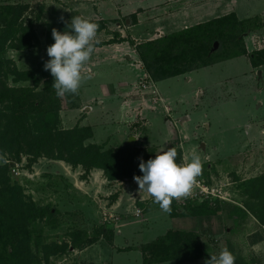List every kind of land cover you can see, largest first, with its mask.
Returning a JSON list of instances; mask_svg holds the SVG:
<instances>
[{"label": "rangeland", "instance_id": "1", "mask_svg": "<svg viewBox=\"0 0 264 264\" xmlns=\"http://www.w3.org/2000/svg\"><path fill=\"white\" fill-rule=\"evenodd\" d=\"M6 1L26 6L22 20L34 26L42 43L27 49L7 50L5 57L11 59L12 66L16 65L20 70L32 69L41 61L49 59L47 24L70 22L73 16L89 18L99 25L98 21L102 20L96 19L102 13L107 24L102 30L98 28L97 38L106 43L103 45H107L113 38L118 39L113 31L124 38H132L131 31L127 30L125 24L130 13L126 12L119 19L116 18L119 9L124 12L123 7L128 5L129 8L131 4L135 9L148 4L150 8L147 10L153 12L145 15L142 24L132 30L138 38H157L163 33L177 31L186 24L193 25L222 14L227 15L231 10H236L241 19L260 15L262 19L264 15V0H134V3H129L128 0ZM228 2L230 11L226 8ZM209 8V13H203ZM130 19L133 20L131 17ZM117 21H120L121 27H118ZM245 43L249 53L264 48V28L248 31ZM108 44L107 50L98 49L100 46L95 48L93 56L82 70L83 80L78 92L62 97L61 125L65 129L82 126L84 123L94 125L95 139L106 148H124L120 149V156L124 162H129L132 154L126 148L131 144H116L119 135L130 133L138 137V144L136 141L132 146L145 150L148 160L170 147L180 150L182 139L174 131L172 121L181 124L185 118H191L188 124V137L191 139L186 142L185 148L187 159H190L193 152L200 155V177L205 178L217 191L204 199L187 195L175 200L180 211L186 210L184 205L190 200H208L214 208L218 207V212L211 215L172 217L166 212L152 211L148 213V222H136L124 227L133 218L127 216L123 208H117V212H113L112 208L107 207L118 192L111 191L112 194H109L110 190L106 189V196L97 192L91 181L92 170L86 175L82 166L73 167L63 160L35 156L17 149L3 151L1 148L0 166H8L10 183L20 187L22 196L24 194L32 198L37 206L50 210L44 218L32 221L34 239L30 251L36 260L34 264H146L142 246L156 240L174 226L177 227L174 229L194 231L202 235L205 255L191 264H204L206 259H210V254H219L224 248L234 254L240 261L239 264H264V223L260 218L264 216V140L261 142L259 137L253 136V130L251 134H246L247 126L253 124L255 127L254 123L264 128V68L253 67L249 55H241L220 60L188 77L181 75L158 81V90L169 104L164 113L160 110L162 96L157 94L152 85L154 83L146 72L148 76L135 83L136 88L129 94L117 93L125 100L143 96L139 103L128 107L127 116L120 117L121 112L116 116L118 107L114 96H108L105 100L101 95V98L98 97V92L103 85L111 88V91L113 85L122 81L127 65L118 61L104 63L95 71L96 76H91L94 66L104 58L103 51H107L110 56L117 52L116 45ZM138 63L144 65L142 60ZM134 73L137 74L135 68ZM261 77L263 82H260ZM8 82L16 86L33 85L32 81L15 82L12 75L8 76ZM87 83L90 88L86 87L85 90L83 86ZM158 99L160 103H157ZM102 101L106 105L104 112L100 107ZM154 104L159 108L155 109ZM154 110L157 114L155 113V119L150 124ZM147 113L151 115L147 116ZM193 130L199 134L197 139L193 138ZM203 143H206L204 148ZM164 145L166 148H163ZM182 155L183 153L181 157H177L178 162H187ZM207 163L210 164L206 166ZM128 179L134 178L125 177L114 181L107 178L109 185L123 181L120 185L122 190ZM105 183L108 184L106 180ZM96 197L108 199L100 213L94 207L89 208L96 203ZM129 197L127 207L133 202L131 192ZM173 218L177 219L172 220ZM102 225L114 230L111 239L106 233L89 245H71V233L74 230H86L93 236ZM55 244H69V248L64 253L50 256L48 247Z\"/></svg>", "mask_w": 264, "mask_h": 264}, {"label": "trees", "instance_id": "2", "mask_svg": "<svg viewBox=\"0 0 264 264\" xmlns=\"http://www.w3.org/2000/svg\"><path fill=\"white\" fill-rule=\"evenodd\" d=\"M25 10L23 4L0 0V149H17L35 156L63 160L73 167L82 166L86 175L99 168L111 181L142 175L139 163L141 158L147 161L145 150L127 147L132 158L124 162L120 156V149L124 148H106L90 140L93 137L90 125L70 129L61 125L63 96L58 97L52 87L53 77L44 68L47 60L32 69L20 70L16 65L12 66L11 59L5 57L9 48L22 50L42 44L34 26L22 20ZM136 17L132 15L134 21ZM69 23H48L46 44L54 43L53 28L64 31ZM98 23L99 30L106 28L104 21ZM263 24L260 17L240 19L236 12H231L141 43L115 33L118 39L113 38L107 44L129 41L135 46L151 79L158 82L241 55H249L252 66L261 67L264 65V48L249 53L245 34L263 28ZM216 43L219 44L218 48H215ZM103 44L106 43L100 42L96 47ZM9 75L14 77L15 82L32 81L33 85H11ZM181 153V150H177V157H181ZM7 172L8 166H0V264H34L36 260L30 251L34 239L32 221L44 218L50 210L37 206L32 198L22 196L20 187L10 183ZM262 183L264 185V181ZM184 209L180 211L173 199L170 215L198 216L218 212V207L214 208L208 200H190ZM260 218L264 223V216ZM105 226L96 229L93 236L86 230H74L71 245H89L106 233L111 239L115 232ZM68 248L69 244H55L48 247V254L64 253ZM142 252L146 264L192 263L205 255L201 234L174 228L144 244ZM239 263L235 259V264Z\"/></svg>", "mask_w": 264, "mask_h": 264}, {"label": "clouds", "instance_id": "3", "mask_svg": "<svg viewBox=\"0 0 264 264\" xmlns=\"http://www.w3.org/2000/svg\"><path fill=\"white\" fill-rule=\"evenodd\" d=\"M99 25L89 18L73 16L64 31L52 29L54 43L47 47L49 59L44 63L53 77L52 87L58 97L76 94L82 84V70L90 60L96 45L100 43ZM139 169L142 175L134 179L139 190H146L164 212H171L173 199L187 196L196 178L201 175L202 161L193 152L187 162L177 161V150L167 148L156 153L154 158H141ZM236 257L227 248L219 254H210L204 264H235Z\"/></svg>", "mask_w": 264, "mask_h": 264}, {"label": "crops", "instance_id": "4", "mask_svg": "<svg viewBox=\"0 0 264 264\" xmlns=\"http://www.w3.org/2000/svg\"><path fill=\"white\" fill-rule=\"evenodd\" d=\"M186 1L189 2L190 0H186ZM128 2L129 3H134V0H128ZM184 3H186V2H184ZM191 4L194 5V3H191ZM228 4H229V2L227 3V7H226L227 9H229V7H230V5L228 7ZM198 5H196V6H198ZM133 7H134V5H132V4L129 7L130 9L128 8V5L127 6H124L123 7L124 8V12H123V9H121V10L119 9L118 10V14L119 15L116 18L119 19L121 17V15H124L126 12H129L130 13L129 15H130L131 18H132V15H136L137 16L136 17V21L130 19V17L127 18L126 21H125V24L127 25L126 26L127 27V30L128 31H131L132 39L134 41L140 39L139 41H137V43H141V42H144V41H147V40L152 39L151 36H148V37H143V36L140 37L139 36V38H138L137 37L138 35L133 34L132 33V30L134 28L139 27L142 24L145 15H148L149 12H150L149 14H151L153 12L147 10L148 8H150V7H148V4H142L141 6L137 7V9H135ZM186 7H188V6H186ZM223 10H225V9H223ZM230 10L231 9H229V11ZM209 11H211L210 8L208 10L204 11L203 13H209ZM231 12H236L237 13L236 10H231L227 14H229ZM100 15H102V16L98 17L97 19L95 18V19L96 20H102V21L105 22L106 20L104 19L105 17L103 16V14L101 13ZM222 15H225V14H222ZM222 15H220V16H222ZM96 16H98V15H96ZM217 17H219V16H217ZM260 18H261V15H260ZM263 19H264V15H262V20ZM206 21H208V20H206ZM202 22H205V21H201V22H198L196 24H199V23H202ZM263 23H264V20H263ZM105 24H107V22H105ZM116 24L118 25V27H121L122 26L121 23H120V21H117ZM196 24H193V25L186 24L183 27H181V29H185L187 27L194 26ZM263 28H264V26H263ZM181 29H179V30H181ZM113 33L115 34V33H118V32L117 31H113ZM165 34H168V33H165ZM165 34L163 33V35H165ZM163 35H161V36H163ZM112 44L113 45H116L115 46L116 47L115 48V51H117V52L115 54H112V56H110L109 53H107V51H103L102 54H104V58L101 59V61L97 62V64L94 66V72L91 74V76H93V77L96 76L95 71L99 67H101L104 63L109 64V63L118 61L119 63H123L124 65H127V67L124 69V71H125L124 74H123L124 75V79H122V81H119L116 85L111 84V85H113L111 91H110L111 88L108 89V88H106V85H103L102 86V89L100 90V92H98V97L101 98V96H102L105 100L107 99L108 96H114L113 97L114 98V101H117V107H118V109L116 110V114H117L116 116H118V112H121L120 117H123L124 115L127 116V113L129 112L128 111V107L130 105H133L136 102L139 103L142 100L141 97H143V96H138V98L135 97L133 99L128 98L127 100H125L123 98H120L119 94H117V93L118 92H126L127 94H129V92L133 91L136 88V86H134L135 83L137 84L138 82H140V79H144V77L147 75L146 74L147 71L144 68V65L142 66L141 63H138L139 61H141V59L139 58V56L137 54V51L135 50V48H133V46L130 44L129 41L117 42V43H112ZM107 45H109V44H107ZM107 45L100 46V47H98V49H100V50H107L108 49V46ZM93 54H92V56H93ZM134 68L137 71V74L134 73ZM204 68H206V67H204ZM261 68H264V65H262ZM129 69H131V71ZM201 69H203V68H201ZM91 70H93V69H91ZM86 71L88 72V70H86ZM195 71H197V70H195ZM195 71H193V72H195ZM261 71H262V69H261ZM193 72H190V73H188V75L185 74L183 76H187L188 77ZM262 73H263V71H262ZM261 75L263 76V74H261ZM261 81L263 82V77L260 78V82ZM152 82L154 83L152 85L154 86V89L157 92V94L162 96V99H161L162 102L160 103V101L158 99L157 100L158 101L157 103L162 104L160 110H161L162 113H164V109L166 108V105L168 104L167 103V100L160 93V91L158 90V86H157V83L158 82H155L154 80H152ZM88 84L89 83L84 84L83 88L85 90H86V87H87ZM116 86H119V87H116ZM147 87L148 86H146V88ZM88 88H90V86L87 87V89ZM103 90H105V92H103ZM198 92L200 93V91H198ZM137 93H139V91H137ZM84 99H86V97ZM125 101H126V103H125ZM124 103L126 105H124ZM101 104H102L100 106L101 107V111H103V108H105L104 106H106L105 105V101H102ZM153 107L155 109H158L159 108V106L157 107V104H154ZM152 113H154V114H152L153 119H151V122H149L150 124H152L153 120L155 119V116L154 115L157 114V111L154 110V111H152ZM148 114L149 113H147V116H148ZM149 115H151V114H149ZM180 118H182V117H180ZM191 120H192L191 118L190 119L185 118V120H183L181 124L178 121H172L173 124H174V131L177 132V133H179L180 134V137L182 139L181 140L182 143L180 145V150L183 153L182 157H184V159L187 160V161L189 159H187V155L185 153V148L187 146L186 145V142L191 139V138L188 137L189 136L188 124H189V122H191ZM84 125H87V124L84 123ZM88 125L92 126L93 132H94L93 137H92V142L98 143V144H103V143H99L95 139L96 131H95L94 125H92V124H88ZM254 125H255V127L253 126V124L247 126V128H246V130H247L246 134H251V131L253 130V132H252L253 134L252 135L255 136V137H259L261 139V142H263V140H264V128L262 126H260L259 124L256 125V123H254ZM207 126L209 127L210 125L207 124ZM168 129H169V125H168ZM129 134L130 133L125 134V135L124 134L119 135L120 137L117 140L116 144L122 143L124 145L125 143H130L131 146H132V144H133V143H131L132 137L134 138V142L137 141V144H138V137H136L135 135H131V134L129 135ZM193 134H194L193 138L194 139H197V137L199 136V134H197V132L195 130H193ZM137 144H135V146H137ZM167 144H168V141H167ZM205 145H206V143H203V145H202L203 148H204ZM163 148H166L165 145H164ZM209 164L210 163H207L206 166H208ZM209 167H211V165ZM205 168H207V167H205ZM92 176H93L91 178V181H93L92 182V185L94 186V188H96V191L97 192H100V194H103L104 196H106L107 193H104V192H106V189H109L110 192L111 191L112 192H115V191L118 192V193H116L117 194V197L115 196L114 200L111 199V202L108 203V206L107 207L112 208L113 212H117V208H121V209L123 208V210H125V212H127V214H128V215L127 214L126 215L127 216H131V218H133V219H129L126 222V224H124V227H127V226H130L132 224H135L136 222H143V223L148 222L149 221L148 213H150L152 211L153 212H156V211H162V212H164L159 207L158 204L154 203L153 198L151 197V195L146 190H139V185L137 184V182L135 181V179H130V180L128 179L126 181V183H125V187H123V190H122V188H121L120 185L123 184V181H117L118 182V183L116 182L117 184L116 183H113V184L109 185V181L107 180V178L105 176V173H104V170H102V169H99V168L93 169L92 170ZM105 180L108 183L107 185H105L106 184L105 183ZM117 186H119V189H117ZM112 192L109 193V194H112ZM130 192L132 193V197L131 198H133V202L130 203V205L127 207V200L130 199V197H129ZM107 201H108V199H106V198L96 197V203L93 204V206L92 207H89V208H93L94 207V209H96L97 212L100 213L101 212L100 210L104 207V205L106 204ZM126 208H128V209H126ZM138 210L141 211L139 214H138ZM166 214L169 215L170 213L166 212ZM169 216H171V215H169ZM176 219L177 218H173L172 220H176ZM175 227L176 226H174V228ZM185 264H187V263H185Z\"/></svg>", "mask_w": 264, "mask_h": 264}, {"label": "built area", "instance_id": "5", "mask_svg": "<svg viewBox=\"0 0 264 264\" xmlns=\"http://www.w3.org/2000/svg\"><path fill=\"white\" fill-rule=\"evenodd\" d=\"M194 191V192H193ZM217 191L214 187H212L210 184H208V181H206L205 178L198 176L196 178V182L194 183L192 190L188 194L191 197H209L210 194H215L214 192ZM220 197V195H219ZM194 199V198H193ZM141 211L138 210V214Z\"/></svg>", "mask_w": 264, "mask_h": 264}, {"label": "water", "instance_id": "6", "mask_svg": "<svg viewBox=\"0 0 264 264\" xmlns=\"http://www.w3.org/2000/svg\"><path fill=\"white\" fill-rule=\"evenodd\" d=\"M218 45H219V44L216 43V44H215V48H218ZM131 143H134V138H133V137H132V139H131Z\"/></svg>", "mask_w": 264, "mask_h": 264}]
</instances>
